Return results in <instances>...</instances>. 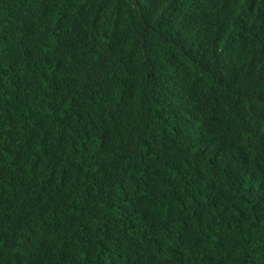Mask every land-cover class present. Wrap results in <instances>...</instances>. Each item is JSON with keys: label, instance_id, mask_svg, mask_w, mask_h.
I'll use <instances>...</instances> for the list:
<instances>
[{"label": "trees", "instance_id": "trees-1", "mask_svg": "<svg viewBox=\"0 0 264 264\" xmlns=\"http://www.w3.org/2000/svg\"><path fill=\"white\" fill-rule=\"evenodd\" d=\"M0 264H264V0H0Z\"/></svg>", "mask_w": 264, "mask_h": 264}, {"label": "clouds", "instance_id": "clouds-1", "mask_svg": "<svg viewBox=\"0 0 264 264\" xmlns=\"http://www.w3.org/2000/svg\"><path fill=\"white\" fill-rule=\"evenodd\" d=\"M43 50L45 51V54H48L51 52V47L48 45Z\"/></svg>", "mask_w": 264, "mask_h": 264}]
</instances>
